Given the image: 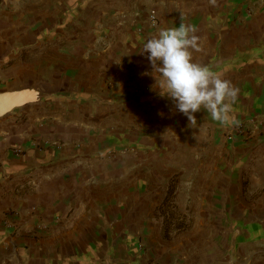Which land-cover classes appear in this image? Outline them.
<instances>
[{
	"label": "crops",
	"instance_id": "0c3cea01",
	"mask_svg": "<svg viewBox=\"0 0 264 264\" xmlns=\"http://www.w3.org/2000/svg\"><path fill=\"white\" fill-rule=\"evenodd\" d=\"M181 17L237 124L160 95L143 45ZM27 87L0 119V264H264V0H0V92Z\"/></svg>",
	"mask_w": 264,
	"mask_h": 264
},
{
	"label": "clouds",
	"instance_id": "9594fccd",
	"mask_svg": "<svg viewBox=\"0 0 264 264\" xmlns=\"http://www.w3.org/2000/svg\"><path fill=\"white\" fill-rule=\"evenodd\" d=\"M197 29L180 18L178 27L161 28L158 34L143 45L153 69L159 74L156 85L161 96L173 100L176 109L196 125L195 113L202 109L223 126L238 123L233 113L240 89L222 73L194 62L193 51L198 50L200 37Z\"/></svg>",
	"mask_w": 264,
	"mask_h": 264
},
{
	"label": "water",
	"instance_id": "95a60500",
	"mask_svg": "<svg viewBox=\"0 0 264 264\" xmlns=\"http://www.w3.org/2000/svg\"><path fill=\"white\" fill-rule=\"evenodd\" d=\"M42 101L37 87H27L0 92V119L29 104Z\"/></svg>",
	"mask_w": 264,
	"mask_h": 264
},
{
	"label": "trees",
	"instance_id": "16d2710c",
	"mask_svg": "<svg viewBox=\"0 0 264 264\" xmlns=\"http://www.w3.org/2000/svg\"><path fill=\"white\" fill-rule=\"evenodd\" d=\"M176 177L171 181V185L168 190L163 208V217L165 224L166 235H169L171 230H181L187 226L186 217L179 213L175 204V192H176Z\"/></svg>",
	"mask_w": 264,
	"mask_h": 264
},
{
	"label": "built area",
	"instance_id": "2783aa9c",
	"mask_svg": "<svg viewBox=\"0 0 264 264\" xmlns=\"http://www.w3.org/2000/svg\"><path fill=\"white\" fill-rule=\"evenodd\" d=\"M152 21H154V19H152ZM249 127H246L245 125H238L234 128V131L232 133H230V139L233 138L234 135H245L247 132L248 134L250 133Z\"/></svg>",
	"mask_w": 264,
	"mask_h": 264
}]
</instances>
